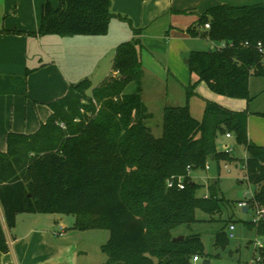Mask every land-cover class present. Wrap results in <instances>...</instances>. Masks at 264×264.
Instances as JSON below:
<instances>
[{"label":"trees","instance_id":"16d2710c","mask_svg":"<svg viewBox=\"0 0 264 264\" xmlns=\"http://www.w3.org/2000/svg\"><path fill=\"white\" fill-rule=\"evenodd\" d=\"M112 5V0L43 5L41 35H106L112 20L119 18L137 37L116 48V74L98 86L88 77L71 84L65 95L48 103L52 114L37 131L8 133L7 149L0 150L5 220L14 228L20 213L73 214L76 228H109L103 247L109 254L106 264H151L148 256L158 264H192L193 256L204 251L202 240L190 236L174 241L172 231L196 221L197 209L209 213L217 207L214 187L209 186L210 200L200 197L201 186L188 170L234 159L218 149L220 135L230 132L246 147L247 177L256 187L255 199L264 205V146L249 138V112L206 99L198 119L189 105L200 97V82L220 95L249 97L251 77L264 76V52L258 48L259 42L264 46V2L213 6L185 30L233 46L191 51L188 66L197 79L186 86L183 106L165 107L160 136L148 125L153 113L143 100V29L114 13ZM179 176L185 177V188L169 187L168 181ZM249 225L264 235V218ZM0 251H9L1 221Z\"/></svg>","mask_w":264,"mask_h":264},{"label":"crops","instance_id":"0c3cea01","mask_svg":"<svg viewBox=\"0 0 264 264\" xmlns=\"http://www.w3.org/2000/svg\"><path fill=\"white\" fill-rule=\"evenodd\" d=\"M48 1L54 7L59 6L60 0H0L1 151L7 149L9 132L33 133L37 131L52 114L48 103L65 95L71 84L95 73L101 61L111 51L113 52L112 70L107 77L116 74L113 69L116 48L121 43L137 37L129 23L119 18L112 20L109 33L106 35L72 37L41 35L37 31L41 25L43 5ZM112 1L114 13L126 15L131 19L134 27L143 29L139 36L143 44L141 53L144 69L143 81L149 72L177 78L172 73V63L173 61L180 62L183 57H189L191 51H194L191 42L208 40L212 42L211 48L214 47L215 42L209 38L192 36L185 31L211 7L219 4L244 6L264 2V0ZM13 30L35 32V34L15 33L12 32ZM163 55L170 59L168 61L171 64L168 66L163 63L165 60L162 58ZM28 70L30 72L27 73ZM188 84L184 85L185 91ZM199 87L200 84L198 91ZM184 104L171 106H183ZM248 119L250 120L249 117ZM248 135L253 142L264 146L263 140H256L260 138L254 140L249 131ZM223 137L226 138L225 135ZM233 147L232 153L235 157L236 147ZM37 214L39 213H20L17 215L16 226L9 228L0 202V221L9 245L8 252L0 251V264H59L66 259L54 255L56 245L51 246L44 239L45 230L34 226L41 218L36 217ZM46 215L51 216V213ZM21 216H26L23 218L24 228H21ZM53 216L55 221V224L51 226L53 230L58 224L55 231L58 232L64 228L63 232H65L67 226L63 224L64 218H57L56 213ZM28 234H34L31 241H27ZM50 236H54L52 230ZM40 244L42 247L47 246L52 249L53 254L50 253L38 262L32 254ZM57 247L60 248V246ZM73 256L75 257V254Z\"/></svg>","mask_w":264,"mask_h":264},{"label":"rangeland","instance_id":"374dc122","mask_svg":"<svg viewBox=\"0 0 264 264\" xmlns=\"http://www.w3.org/2000/svg\"><path fill=\"white\" fill-rule=\"evenodd\" d=\"M186 24V23H185ZM194 50H209L212 42L208 40H197L191 42ZM190 55V54H189ZM113 52L104 57L100 67L95 73L87 77L92 80L94 86H98L112 70ZM163 63L168 66L170 59L163 55ZM189 57H183L180 62L173 61L172 73L177 77H167L163 74L148 73L143 81V100L153 113V119L148 121L153 133L160 136L163 130L164 110L167 105H182L186 101L185 84L195 81L197 76L191 74L188 63ZM86 78V77H84ZM200 97L190 100V109L193 116L201 119L204 113L205 100H213L234 110H247L249 112L248 131L253 139L264 141V76H253L250 79V93L248 98H232L213 92L205 82H200ZM232 139H235L234 137ZM225 144L235 146L234 155L236 159L231 161H221L211 163V168H201L192 171V178L201 187L198 191L200 197L211 199L209 186L214 187L215 203L217 207L211 212L202 209L196 210V221L190 224H182L172 231L173 237L180 235L186 238L199 236L204 244L203 253L199 254L200 260L192 264H204V260H209V264H264V246L259 247V243L264 244V235L258 234L255 226L249 223L255 221L259 215V210L264 205L255 199L256 187L251 184L247 177L245 159L248 153L244 145H239L236 140H230L220 135L218 138V149L223 150ZM233 155V153H232ZM234 157V156H233ZM234 157V158H235ZM240 202H246V210L239 207ZM28 215V214H26ZM21 216V228H24L25 220ZM36 217H41L36 225L41 230H45L44 239L51 246L56 245L54 255L65 259L59 264H106L109 254L103 250L104 245L109 242V228L90 226L87 228H76V215L58 214L57 218H64L66 225L65 232L58 233L53 230L55 221L46 213H39ZM51 217V218H49ZM262 216L260 219H263ZM235 225L234 236H230V225ZM54 236H50V231ZM221 233L222 238L218 237ZM27 241H31L33 235L28 234ZM50 246V247H51ZM57 246H60L57 247ZM52 249L47 246L38 245L35 253H31L36 261L50 253ZM75 254V257L73 256ZM30 255V254H29ZM32 257V256H30ZM32 257V258H33ZM68 257V258H67ZM151 264H158L156 257L148 256ZM149 261V262H150Z\"/></svg>","mask_w":264,"mask_h":264},{"label":"built area","instance_id":"2783aa9c","mask_svg":"<svg viewBox=\"0 0 264 264\" xmlns=\"http://www.w3.org/2000/svg\"><path fill=\"white\" fill-rule=\"evenodd\" d=\"M205 28H206V29L210 28V24H206V25H205ZM245 44H246V45H249V42H246ZM230 46H233V43H232V42H221V43H218V44H214V47H213V48L224 49V48H227V47H230ZM258 48H259V50H260L261 52H264V46H263L262 43H260V42L258 43ZM62 125H63V124H62ZM63 126H64V125H63ZM225 136H226L227 139H231V138L234 137L233 134L230 133V132L226 133ZM233 150H234V147H233L232 145H230V144H225V145L223 146V151H225L226 153H230V154H232ZM245 160H246V159H245ZM244 165H245V164H244ZM205 168H206V169H210V168H211V163H210V162H207ZM192 171H193L192 169H189V170H188V175H189L190 177H192ZM184 178H185L184 176H179V177H177V180H175L176 178H172V179H170V180L168 181V186H169V187L177 186V187L180 188V189H184V188H185ZM239 207H242V208L245 209V208H246V202H240V203H239ZM262 216H264V208H262V209L259 210V215H258V217L255 219V221H259L260 218H261ZM63 230H64V228H61L60 231H58V233H62ZM234 230H235V225H234V224H231V225H230V236H231V237L234 236V233H233ZM263 246H264V244L259 243V247H260V248L263 247ZM199 260H200L199 255H194V256H193V259H192V262H198Z\"/></svg>","mask_w":264,"mask_h":264},{"label":"water","instance_id":"95a60500","mask_svg":"<svg viewBox=\"0 0 264 264\" xmlns=\"http://www.w3.org/2000/svg\"><path fill=\"white\" fill-rule=\"evenodd\" d=\"M193 183V182H192ZM246 210V209H245ZM184 239V236L183 235H180V236H177V237H174L173 240L174 241H182ZM210 261L209 260H204V264H209Z\"/></svg>","mask_w":264,"mask_h":264}]
</instances>
